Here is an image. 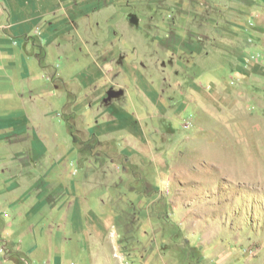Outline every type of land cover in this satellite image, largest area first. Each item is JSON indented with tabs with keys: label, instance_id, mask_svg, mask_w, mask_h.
<instances>
[{
	"label": "rangeland",
	"instance_id": "obj_1",
	"mask_svg": "<svg viewBox=\"0 0 264 264\" xmlns=\"http://www.w3.org/2000/svg\"><path fill=\"white\" fill-rule=\"evenodd\" d=\"M58 2L70 61L31 54L115 217L105 263L264 264V0Z\"/></svg>",
	"mask_w": 264,
	"mask_h": 264
},
{
	"label": "crops",
	"instance_id": "obj_2",
	"mask_svg": "<svg viewBox=\"0 0 264 264\" xmlns=\"http://www.w3.org/2000/svg\"><path fill=\"white\" fill-rule=\"evenodd\" d=\"M58 1L0 0V264H113L104 254L117 242L115 217L71 165L72 136L44 71L58 56L70 61Z\"/></svg>",
	"mask_w": 264,
	"mask_h": 264
},
{
	"label": "built area",
	"instance_id": "obj_3",
	"mask_svg": "<svg viewBox=\"0 0 264 264\" xmlns=\"http://www.w3.org/2000/svg\"><path fill=\"white\" fill-rule=\"evenodd\" d=\"M3 251H4V250H3L2 248H0V253H3Z\"/></svg>",
	"mask_w": 264,
	"mask_h": 264
}]
</instances>
